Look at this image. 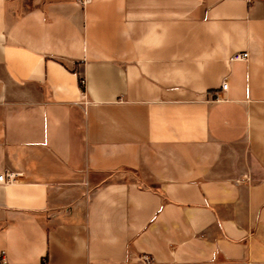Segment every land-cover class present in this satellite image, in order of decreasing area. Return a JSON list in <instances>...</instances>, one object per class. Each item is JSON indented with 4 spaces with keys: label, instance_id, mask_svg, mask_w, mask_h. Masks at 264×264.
<instances>
[{
    "label": "crops",
    "instance_id": "crops-1",
    "mask_svg": "<svg viewBox=\"0 0 264 264\" xmlns=\"http://www.w3.org/2000/svg\"><path fill=\"white\" fill-rule=\"evenodd\" d=\"M5 172L0 264H264V0H0Z\"/></svg>",
    "mask_w": 264,
    "mask_h": 264
},
{
    "label": "built area",
    "instance_id": "built-area-1",
    "mask_svg": "<svg viewBox=\"0 0 264 264\" xmlns=\"http://www.w3.org/2000/svg\"><path fill=\"white\" fill-rule=\"evenodd\" d=\"M88 1L89 0H84L85 3ZM249 56H250V54L248 51L238 52L232 57V60H248ZM227 87H228L227 84L223 85L224 89H227ZM15 178H16V174L13 172H5V173L0 174V182H2V183L12 182L15 180ZM144 261L148 262L149 258H145Z\"/></svg>",
    "mask_w": 264,
    "mask_h": 264
}]
</instances>
